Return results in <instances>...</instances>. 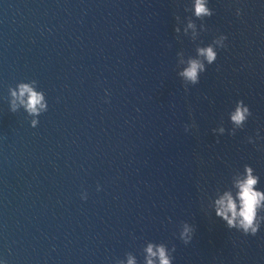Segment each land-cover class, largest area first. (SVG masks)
Returning a JSON list of instances; mask_svg holds the SVG:
<instances>
[{
    "label": "water",
    "instance_id": "1",
    "mask_svg": "<svg viewBox=\"0 0 264 264\" xmlns=\"http://www.w3.org/2000/svg\"><path fill=\"white\" fill-rule=\"evenodd\" d=\"M187 3L0 0L8 264H116L126 253L142 259L147 241L174 245V264H264V228L243 236L204 210L245 164L264 188V0H210L214 15L196 43L225 35L226 48L185 91L177 53L187 58L196 45L174 28ZM30 80L49 104L35 129L7 103L8 88ZM238 100L252 112L244 129L214 135L221 122L230 131ZM182 222L195 227L189 245L178 238Z\"/></svg>",
    "mask_w": 264,
    "mask_h": 264
},
{
    "label": "clouds",
    "instance_id": "2",
    "mask_svg": "<svg viewBox=\"0 0 264 264\" xmlns=\"http://www.w3.org/2000/svg\"><path fill=\"white\" fill-rule=\"evenodd\" d=\"M210 0H188L184 11L188 13L184 19L178 15L175 17L176 26L174 32L179 39L181 36L189 38L195 44V54L185 57V53H177L176 74L185 86H196L200 83L201 76L208 68L216 63L218 51L226 48L227 36L219 35L211 43L203 45L199 40L201 33L205 32V19L214 15L213 9L209 6ZM236 16H241V10L236 9ZM196 21L201 23L198 25ZM203 45V46H202ZM109 93L105 91V97ZM108 100H105L107 103ZM7 103L9 111L13 114L23 112L28 118L31 128L35 129L40 124V117L49 109L48 99L43 90H40L36 80L19 82L15 87L8 88ZM252 112L243 100L236 101L234 107L227 113V119L231 125L230 131L225 128L223 122L214 128L213 134L223 136L226 132L235 135L238 130H243ZM195 128V125H191ZM190 130L185 127V132ZM260 138V131L256 137H248L249 144H255ZM261 177L255 169L245 164L242 170L235 171L229 183L223 187H217L212 196H206L205 212L213 214L221 221L229 231L241 233L243 236L255 237L264 228V188L261 186ZM98 192L101 186L97 185ZM81 200H87L86 191L81 192ZM195 234V227L182 222L179 225L178 238L184 245H189ZM176 248L169 247L166 243L147 241L142 247V259H138L133 253H126L123 259L117 260L116 264H174V253ZM11 255V252H9ZM0 264H8L3 255H0Z\"/></svg>",
    "mask_w": 264,
    "mask_h": 264
}]
</instances>
